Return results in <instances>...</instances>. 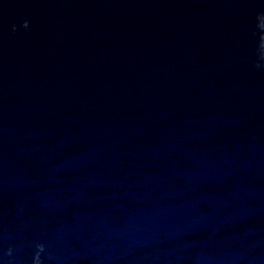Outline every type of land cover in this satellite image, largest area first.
I'll list each match as a JSON object with an SVG mask.
<instances>
[{
    "label": "water",
    "instance_id": "1",
    "mask_svg": "<svg viewBox=\"0 0 264 264\" xmlns=\"http://www.w3.org/2000/svg\"><path fill=\"white\" fill-rule=\"evenodd\" d=\"M260 16L0 0V264H264Z\"/></svg>",
    "mask_w": 264,
    "mask_h": 264
},
{
    "label": "clouds",
    "instance_id": "2",
    "mask_svg": "<svg viewBox=\"0 0 264 264\" xmlns=\"http://www.w3.org/2000/svg\"><path fill=\"white\" fill-rule=\"evenodd\" d=\"M261 18H264V16H260ZM23 26L27 27V21H23ZM258 26L261 29H264V22L258 23ZM13 29H15V25H13ZM262 50H264V33L261 34L260 42H259V55L261 54Z\"/></svg>",
    "mask_w": 264,
    "mask_h": 264
}]
</instances>
